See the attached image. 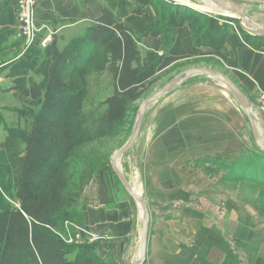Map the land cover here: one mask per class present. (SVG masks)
Listing matches in <instances>:
<instances>
[{
  "label": "trees",
  "instance_id": "16d2710c",
  "mask_svg": "<svg viewBox=\"0 0 264 264\" xmlns=\"http://www.w3.org/2000/svg\"><path fill=\"white\" fill-rule=\"evenodd\" d=\"M117 1L127 14L148 12L149 22L131 33L116 19L114 11L103 7L97 18L86 23L84 36L70 40L63 47L53 37L44 47L32 45L0 67V72L12 80L10 89L23 106L20 113L30 117L24 127L8 133L9 140L3 150V172L7 181L4 184L0 179V183L11 189L16 205L0 199V264L108 263L93 251L95 244L69 245L62 239L66 229L60 225L76 220L72 210L77 196L75 185L66 176L67 160L76 147L115 135L125 123L132 105L157 79V67L163 54L142 51L141 39L160 37L165 50L173 43L177 28L189 27L184 15L176 18L184 10L178 5L169 6L166 0ZM156 7L163 8L164 13L157 14L155 20L149 9ZM171 7L174 11L169 12ZM195 15L206 19L203 35L197 36L189 27L193 43L222 50L226 37L220 31L222 25L212 17ZM239 30L244 40H252L255 48L264 47L261 43L264 38L251 36L240 27ZM89 62L94 63L97 71L108 72L112 91L102 101L104 110L95 125L87 128L81 117V106L83 67ZM255 150V158L264 160V152L256 146ZM243 162L253 163L250 172L245 175L246 165H236L240 167H236L235 172L238 168L242 170L235 177L263 184L264 163ZM82 217L83 213L81 223ZM73 253L74 257L69 258Z\"/></svg>",
  "mask_w": 264,
  "mask_h": 264
},
{
  "label": "crops",
  "instance_id": "0c3cea01",
  "mask_svg": "<svg viewBox=\"0 0 264 264\" xmlns=\"http://www.w3.org/2000/svg\"><path fill=\"white\" fill-rule=\"evenodd\" d=\"M16 3L17 0H0V53L16 47L14 43L19 41L15 36ZM103 7L114 11L116 19L123 22L131 33L144 27L150 20L148 12L142 15L125 13L119 8L117 0H39L34 11L36 24L41 27L39 36L52 37L62 27L86 25L100 15ZM140 44L146 50L163 54L157 75L175 70L183 62L202 61L200 65L194 64L190 68L212 67L209 62L206 63L207 59L214 57L220 60L230 72L232 80L251 101L264 140V113L254 107L255 96L264 91V47H251L233 30L225 37L224 47L220 51L197 46L193 43L187 25L176 29L173 43L165 50L160 37H144ZM192 78L158 99V108L165 109L166 116L151 119L150 125L157 128L148 130L146 137L142 131V140L148 143L147 176L150 181L157 182L158 187H163L162 190L167 187L162 174L172 170L186 176L187 172L196 170L195 164L201 158L218 157L223 152L229 155L230 142H234L237 136L230 131V126L234 120L240 124L243 120L240 111L230 108L229 98L235 99L223 84L215 79L226 96ZM215 143L218 145L215 146ZM132 172L136 176V172ZM124 175L133 187L132 180L135 181V177L131 180L126 173ZM148 200L152 208H149V238L144 264L237 263L229 246L221 238L225 229L215 225L210 215L183 213L178 206H182L185 199L151 195ZM80 226L91 233L105 236L103 241L94 246L101 259L109 258L116 263H122L123 260L131 264L137 258L140 249V210L136 203L134 205L121 198L113 202L103 200L87 204Z\"/></svg>",
  "mask_w": 264,
  "mask_h": 264
},
{
  "label": "rangeland",
  "instance_id": "374dc122",
  "mask_svg": "<svg viewBox=\"0 0 264 264\" xmlns=\"http://www.w3.org/2000/svg\"><path fill=\"white\" fill-rule=\"evenodd\" d=\"M166 1L170 3L169 6L174 7L178 5L184 10L183 14L176 16V18L180 19L184 15L190 29L196 32L197 36L203 35V22L206 18L195 14H202L204 17L217 19L218 23L222 25L220 31L223 35L227 36L230 30H233L243 37L239 30L240 20L233 17L230 13H220L208 6L195 2H193L194 6H192L174 0ZM234 2L245 9L251 20L264 27V0H234ZM172 7L169 9V12L174 11ZM149 10L154 15L155 20L157 14L164 13L163 8L160 7ZM84 28L85 24L83 26L74 25L62 27V29L52 34L49 42L54 37L57 39L58 45L63 47L70 40L84 36ZM165 36H169L168 33ZM245 42L251 45L252 40H245ZM261 43L264 44V41ZM139 47L142 51L146 50L141 44ZM251 47L254 46L251 45ZM22 50L23 52H21ZM26 50L27 48L23 47L22 42L14 48L4 50L0 53V67L12 61L17 54L25 53ZM201 62H183L175 70L159 73L157 79L146 94L132 105L125 123L116 130L115 135L83 144L74 149V152L67 160L68 168L66 170V176L75 185L74 194L77 196V202L72 213L76 214V220L64 221L60 225L66 229L65 233L60 232L65 237L66 244L76 246L85 244L84 242H76L75 240L67 242V240L70 237H74L76 232L75 227L82 224L81 216L87 204H94L103 200H111L113 202L114 200L124 198L135 205V201L128 196L116 176L111 172V157L129 137L136 110L141 100L165 84L177 74L176 72L179 73L188 67L200 65ZM208 62L211 64V68L218 69L227 74L231 79L233 78L230 72L224 68L220 60L210 57L206 63ZM74 76L78 78L76 73H74ZM83 78L84 83L82 87L84 93L81 117L84 120V125L89 128L95 125V120L102 114L104 106L101 103L110 95L112 87L108 72L97 71L94 68L93 62H89L83 67ZM192 79L196 82L210 85L215 92L225 95L217 85L215 79L211 77L194 76ZM11 87L12 80L6 77L4 72H0V179L4 180V184L7 181V177L4 176L3 172L5 160L3 150L7 144L6 142L9 140L7 135L12 129L24 127L30 118L29 115L24 117L20 113L23 106L14 97L10 89ZM159 103L160 101L157 99L147 108L144 116L145 122L142 124L139 140L131 150L119 158V167L121 166L122 172L130 176L129 178L131 180L135 177V181L132 180L133 187L147 199L149 208H152L150 206L151 202L148 200L151 195L163 196V198L174 197L185 199L187 203H184L185 200H183L182 206H178L183 213H207L213 218L215 225L223 226L225 229L224 235L221 236L220 233L219 236L223 238L225 244L229 246L232 255L237 259L236 264H264V183L262 184L260 181H249L245 177L236 178L237 172L240 173L239 170H242V168H238L237 172H235V168L240 167L236 165L241 164L246 165L245 175L250 172L249 168L253 163L250 164V162L243 161L253 160L264 163V160L255 158V145L242 109L235 100L229 98L230 108L240 111L243 115L241 124L239 121L234 120L233 125L230 126V131L237 134L235 141L230 142V154L226 155L223 152L218 157L201 158L195 164L196 170L187 172L186 176H181L178 172H173L172 170L171 172L168 171L162 174L167 182V187L162 190L161 188L163 187H158L157 182L150 181L147 176L146 156L148 143L147 141H143L141 137L143 133L146 137L148 130L157 128L150 125L152 118L166 116L165 109L160 108V106L158 108ZM254 105V107L262 110L264 113V91H260L255 96ZM66 118L70 119V115L66 114ZM14 145L16 147L18 146L16 143ZM152 145L153 143H151L150 149H152ZM216 145L218 144L215 143ZM235 147L237 148L235 149ZM244 158L245 160H242ZM128 166L130 167L128 168ZM257 167L260 168L259 166ZM132 170L136 172V176L133 175ZM184 170L186 172V169ZM11 195V189L7 188L3 183H0V199L16 205ZM216 234L215 236L218 237ZM94 249L93 251H95ZM74 253L68 257L72 259ZM104 260L108 262L106 264H128L127 261L124 263L123 260L122 263H116L109 258Z\"/></svg>",
  "mask_w": 264,
  "mask_h": 264
},
{
  "label": "water",
  "instance_id": "95a60500",
  "mask_svg": "<svg viewBox=\"0 0 264 264\" xmlns=\"http://www.w3.org/2000/svg\"><path fill=\"white\" fill-rule=\"evenodd\" d=\"M176 2H182V0H174ZM186 2H203L210 5H215L220 9H224L230 13L236 14L237 19L240 20V28L254 37L264 38V29L259 28L255 22H252L247 14V12L239 6L237 3L231 0H184ZM183 1V2H184ZM182 2V3H183ZM186 5V4H185ZM188 6V5H187ZM194 76H208L213 79L218 80L221 84L225 85L230 92L235 97V100L239 104L243 113L246 116L248 125L250 128L251 136L255 146L262 152H264V140L261 137L259 128L257 126V121L253 113V105L247 95L241 90V88L224 72L211 68V67H193L181 71L176 74L165 84H163L158 89L154 90L148 96L141 100L137 107L135 118L133 121V126L129 137L125 143L118 148L112 155L110 160V168L115 174L120 184L126 191L129 197H131L140 209V254L138 258L131 264H144L147 256L148 238H149V226H150V212L147 199L138 194V192L131 188L127 178L121 171L118 161L119 158L131 150L137 143L141 128L144 120V116L147 108L151 103L161 98L162 96L172 93L178 87L186 83L190 78Z\"/></svg>",
  "mask_w": 264,
  "mask_h": 264
},
{
  "label": "built area",
  "instance_id": "2783aa9c",
  "mask_svg": "<svg viewBox=\"0 0 264 264\" xmlns=\"http://www.w3.org/2000/svg\"><path fill=\"white\" fill-rule=\"evenodd\" d=\"M39 0H17L16 18L17 25L15 36L20 39L23 47L28 48L32 45L44 47L50 40V36L40 37L41 27L36 24L34 19V11ZM23 52V50L21 51ZM22 53H20L21 55ZM74 237H70L67 242L75 240L76 242H84L85 244H95L105 239L104 235L91 233L83 226L75 227ZM62 239L66 242L65 237Z\"/></svg>",
  "mask_w": 264,
  "mask_h": 264
},
{
  "label": "bare ground",
  "instance_id": "6f19581e",
  "mask_svg": "<svg viewBox=\"0 0 264 264\" xmlns=\"http://www.w3.org/2000/svg\"><path fill=\"white\" fill-rule=\"evenodd\" d=\"M184 0H182V2H183ZM231 1H233L234 2V0H231ZM184 3H187V4H189V5H192V6H194V4H193V2H186V1H184ZM195 3H198V4H202V5H205V6H208V7H210L211 9H213V10H215V11H217V12H220V13H230V12H228V11H226V10H224V9H220V8H218L217 6H215V5H210V4H207V3H203V2H198V1H195ZM236 3V2H235ZM238 4V3H237ZM239 5V4H238ZM239 6H241V5H239ZM242 7V6H241ZM243 8V7H242ZM244 9V8H243ZM245 10V9H244ZM230 14H232V16L233 17H237V15L236 14H233V13H230ZM251 20V19H250ZM252 22H254L253 20H251ZM259 28H261V29H264V27L263 26H261V25H259V24H256ZM224 87H225V89L226 90H228L229 92H230V90L225 86V85H223ZM231 93V92H230ZM231 95L233 96V94L231 93ZM233 98L235 99V97L233 96ZM236 101V100H235ZM237 102V101H236ZM239 105V104H238ZM118 165H119V161H118ZM121 167V166H120ZM121 169V168H120ZM122 171V170H121ZM124 174V173H123ZM126 177V176H125ZM128 180V179H127ZM129 182V181H128ZM130 184V183H129ZM130 186H131V184H130ZM131 188H133L132 186H131ZM138 194H140L139 192H138ZM140 210V209H139ZM139 254H140V249H139V253H138V256H139ZM138 256H137V258H138ZM136 258V259H137ZM135 259V260H136ZM134 260V261H135ZM133 261V262H134Z\"/></svg>",
  "mask_w": 264,
  "mask_h": 264
}]
</instances>
